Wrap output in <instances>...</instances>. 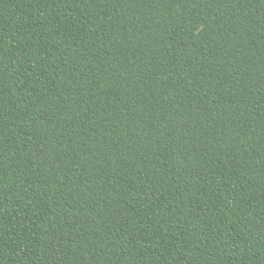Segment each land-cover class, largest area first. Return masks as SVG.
Returning <instances> with one entry per match:
<instances>
[{
  "label": "trees",
  "instance_id": "trees-1",
  "mask_svg": "<svg viewBox=\"0 0 264 264\" xmlns=\"http://www.w3.org/2000/svg\"><path fill=\"white\" fill-rule=\"evenodd\" d=\"M0 264H264V0H0Z\"/></svg>",
  "mask_w": 264,
  "mask_h": 264
}]
</instances>
